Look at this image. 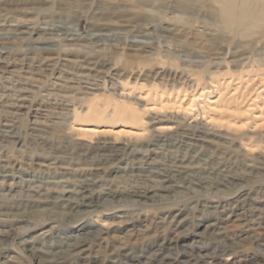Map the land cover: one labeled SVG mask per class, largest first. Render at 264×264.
I'll list each match as a JSON object with an SVG mask.
<instances>
[{
    "label": "rangeland",
    "instance_id": "obj_1",
    "mask_svg": "<svg viewBox=\"0 0 264 264\" xmlns=\"http://www.w3.org/2000/svg\"><path fill=\"white\" fill-rule=\"evenodd\" d=\"M85 241L264 264V0H0V264Z\"/></svg>",
    "mask_w": 264,
    "mask_h": 264
},
{
    "label": "bare ground",
    "instance_id": "obj_2",
    "mask_svg": "<svg viewBox=\"0 0 264 264\" xmlns=\"http://www.w3.org/2000/svg\"><path fill=\"white\" fill-rule=\"evenodd\" d=\"M71 36V35H70ZM165 172V170H164ZM155 174V173H154ZM167 174V173H166ZM173 174V173H172ZM162 176V174L160 175ZM163 178V176H162ZM187 178V177H186ZM189 178V177H188ZM164 182H169L172 177L170 175H167V176H164ZM175 180V179H174ZM163 182V183H164ZM87 183V182H86ZM85 183V184H86ZM191 186V185H190ZM89 188V187H88ZM139 194V193H138ZM134 195V194H133ZM142 195V194H140ZM144 196V195H143ZM262 220V219H261ZM251 222V221H250ZM257 224V223H256ZM262 225V224H261ZM173 240V239H170V241ZM168 243V242H167ZM87 245V241L83 242L82 244H80L77 249H80V251H78V253H80V257H79V261H77L76 264H98L97 263V259L95 258V256H92V255H88L86 254L87 252V248H85V246ZM41 250V249H39ZM37 252V251H36ZM69 258V257H68ZM42 264H71V262H67L65 261L63 258L59 257V258H56V259H52V260H49V261H46Z\"/></svg>",
    "mask_w": 264,
    "mask_h": 264
}]
</instances>
